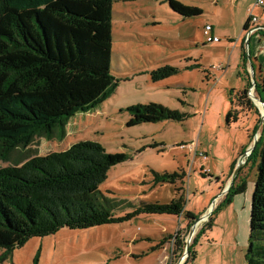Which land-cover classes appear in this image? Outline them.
Here are the masks:
<instances>
[{"label":"rangeland","instance_id":"1","mask_svg":"<svg viewBox=\"0 0 264 264\" xmlns=\"http://www.w3.org/2000/svg\"><path fill=\"white\" fill-rule=\"evenodd\" d=\"M178 1L198 6L203 13L182 19L175 13V17L170 15L172 10L165 1L113 0L110 58L114 83L110 89L88 110L73 113L62 138L58 131L51 137L36 135L28 147L15 148L8 161L0 159V167L64 150L81 140L99 142L110 153H125L129 158L110 167L99 185L100 193L114 203L113 214L117 217L131 214L143 203L167 204L175 197V188L183 195V210L201 217L223 192L226 180L230 178L231 183L240 170L235 186L244 181L245 189L232 196L236 203L234 215H218L216 202V211L208 217L212 228L197 246V259L187 264H244L258 162L249 156L262 133L264 102L252 100L255 108L244 106L237 120L227 125L231 107L228 92L231 88L241 90L237 88L246 84L245 69L250 73L249 62L256 63L255 56L260 58L262 70L255 67L253 73L256 79L264 77V34L250 38L251 59L244 65L241 44L237 42L248 0ZM254 13L264 30V6L255 8ZM182 20L185 22L180 23ZM205 21L216 22L226 33L220 35V43L203 42L200 24ZM229 37L235 41L230 43L226 40ZM185 64L198 66L183 71L181 66ZM163 65L179 71L152 81L150 72ZM249 92L260 99L255 89L248 91L251 99ZM138 103H159L185 117L181 121L130 126L127 108ZM201 168L209 169L208 175L202 176ZM180 170L185 177L175 185L153 184L152 171ZM207 220L198 223L189 245ZM187 223L183 215L139 213L120 222L85 229L64 227L54 234L30 238L10 254L0 249V264H32L38 248V264H177L189 240L192 225L186 227ZM178 229L179 238L175 236ZM169 235L174 236L165 252L157 245ZM176 240L180 244L175 245ZM229 242L239 245L235 254Z\"/></svg>","mask_w":264,"mask_h":264},{"label":"trees","instance_id":"2","mask_svg":"<svg viewBox=\"0 0 264 264\" xmlns=\"http://www.w3.org/2000/svg\"><path fill=\"white\" fill-rule=\"evenodd\" d=\"M160 1L167 2L182 19L203 13L201 8L178 0ZM112 6L113 0H0L1 160L8 161L17 147H28L36 135L51 137L58 131L62 138L73 113L88 110L110 89L114 83L110 58ZM249 20L248 16L244 29L248 28ZM257 34L263 35L264 30ZM241 49L246 65L249 58L244 44ZM178 71L177 67L163 65L152 70L150 78L156 82ZM245 72V87L231 88L228 92L231 107L226 115L227 125L237 120V113L244 106L255 108L248 96L253 83L250 73L246 69ZM254 88L264 102V77L259 80L254 74ZM127 109L130 126L181 121L185 117L159 103H138ZM128 158L125 153L107 152L99 142L81 140L64 150L0 167V249L10 254L32 237L54 234L64 227L85 229L116 223L139 213L183 215L188 220L186 227L193 225L199 217L183 210L184 198L177 188L175 197L167 204L143 203L127 216H114V203L100 193L99 185L110 167ZM249 158H257L258 162L244 264H264V121ZM200 172L202 176L208 175L202 168ZM239 174L240 170L217 206L218 211L233 195L244 191V181L235 186ZM152 176L153 184L175 185L176 181L184 180L185 172L152 171ZM211 228L209 218L194 236L182 264L196 257V246ZM179 232L178 229L175 233L177 238ZM173 236L163 238L157 246H163ZM178 244L176 240L175 245ZM39 255L40 248L32 264H38Z\"/></svg>","mask_w":264,"mask_h":264},{"label":"crops","instance_id":"3","mask_svg":"<svg viewBox=\"0 0 264 264\" xmlns=\"http://www.w3.org/2000/svg\"><path fill=\"white\" fill-rule=\"evenodd\" d=\"M221 1H223V0H221ZM236 1H238V0H235V2ZM216 2H218V0L216 1ZM254 2H255V0H248V2H247V5L245 6V15H244V17H243V20H242V32H241V36H240V38H239V40H238V42H237V45L238 44H245V41L244 40H246V37L247 36H249V41H250V38H253L255 35H257V33H254V34H250V35H248L249 34V31L247 30V29H244L245 28V25H246V23H247V20H248V13H247V10L250 8V7H252V5L254 4ZM198 7V6H197ZM200 8V7H199ZM257 8V7H256ZM202 9V8H201ZM203 11V10H202ZM172 14H174L173 12H171V16L172 17H175L174 15H172ZM257 15V14H256ZM153 16H155V15H153ZM155 18H156V16H155ZM172 19H174V18H172ZM183 19H186V18H183ZM174 20H176V19H174ZM178 22V21H177ZM180 23H182V22H185L184 20H182V21H179ZM176 23V22H175ZM205 24H210V25H212V33L214 34V35H216V36H218V37H220V35H226V33L222 30V29H219L218 28V26H217V24H216V22H212V21H205L204 22V24H200V26H201V33H202V29H203V26L205 25ZM256 25L257 26H259V27H261V28H263L261 25H259L258 24V21L256 22ZM222 37H220V39H221ZM226 40H228L230 43L232 42V41H235V39L233 38V37H229V38H227ZM221 41V40H220ZM203 42L205 43V41H204V38H203ZM218 43H220V42H218ZM205 44H207V43H205ZM213 44H217V43H213ZM250 57V56H249ZM255 58H256V61L258 62V66L256 65V63H254L253 62V60H251L250 62L252 63V65H253V69L255 70V67H257V69H258V71H261L262 70V65H261V63L259 62L260 61V58H258V56L256 57L255 56ZM249 59H251V58H249ZM248 59V60H249ZM250 62H249V66H250ZM223 64V63H222ZM192 65H194V64H185V65H183V66H181V70H183V71H188V70H194L196 67H192V68H187L188 66H192ZM223 67H225V66H223ZM259 73V72H258ZM257 73V74H258ZM259 79V78H258ZM245 87V84H241L237 89H243ZM236 89V88H235ZM254 96V95H253ZM230 180V178H228L227 180H226V182L223 184L224 185V189L229 185V181ZM223 189V190H224ZM225 196H226V192H222L221 194H219V195H217L215 198H214V208H215V204H216V202H217V204L219 205V203L220 202H222L223 200H224V198H225ZM212 206H209V208H208V210L207 211H209L210 210V208H211ZM213 208V209H214ZM235 209H236V203L235 202H233V199L231 198L230 199V202H228V203H226L225 205H223L222 207H221V209L217 212V214L218 215H220L221 213H223V212H226L228 215H230V214H233L234 215V213H235ZM213 211V210H212ZM212 213V212H211ZM208 219V218H207ZM215 221L216 220H214V223H215ZM215 225V224H214ZM169 242V241H168ZM229 244H231V250L233 251V253L235 254V252H236V250H237V248H238V246L239 245H234V243L232 244L231 242H229ZM198 246V245H197ZM197 246H196V251H197V255H196V257L193 259V260H196L197 259V257H198V255H199V251H198V249H197ZM166 248H167V242L166 243H164V245L163 246H161V249L162 250H165V252H166ZM241 253H242V250H239ZM222 255H224V254H221V256ZM225 256V255H224ZM186 258V257H185ZM185 258H184V260H182V262H181V264L185 261ZM211 259V258H210ZM235 260H236V258H235ZM177 264H179V260H178V262H177Z\"/></svg>","mask_w":264,"mask_h":264},{"label":"built area","instance_id":"4","mask_svg":"<svg viewBox=\"0 0 264 264\" xmlns=\"http://www.w3.org/2000/svg\"><path fill=\"white\" fill-rule=\"evenodd\" d=\"M263 6H264V0H255L252 7H250L247 10L248 16L250 17L249 26L247 28V30L249 31L248 35L257 33V32H259V30L262 29L261 27L256 25L257 15L254 13V9L256 7H263ZM202 35H203L205 43H208V44L218 43L221 40L220 37H218L212 33V25H210V24H205L203 26ZM204 171H205V173L210 172L209 169H204Z\"/></svg>","mask_w":264,"mask_h":264},{"label":"water","instance_id":"5","mask_svg":"<svg viewBox=\"0 0 264 264\" xmlns=\"http://www.w3.org/2000/svg\"><path fill=\"white\" fill-rule=\"evenodd\" d=\"M248 39H249V36H247V37H246V40H245V46H246V47H245V50H246L247 56H248V58H249V54H248V43H249V42H248ZM253 72H254L253 65H252V63L250 62V76H251L250 78H251V81H252V83H253L250 89H255V88H254V73H253ZM249 94H250L251 100H253V102L258 101V103H262V101H261L258 97L253 96V94H251L250 92H249ZM263 119H264V116L262 115L261 121H262ZM244 156H245V155H243L242 157H240V159H239V164H241V162H242V158H243ZM236 174H237V173H236ZM235 176H236V175L233 176V180H234ZM233 180H232V181H233ZM231 184H232V182L229 183V185L223 190V192H226ZM213 208H214V203H212V207L210 208V210L207 211V212H205L203 215H201V217H199V218L195 221V223L191 226L190 231H189V240L186 242V246H185V251H184L185 254H187V249H188V247H189L190 239H191L192 236L194 235V231H195V229H196V226L198 225V223H199L200 221H202V220H203V221L207 220V218H208L209 215L211 214ZM185 254H184L183 257H181V259L179 260V264H181L182 260H184V256H186Z\"/></svg>","mask_w":264,"mask_h":264},{"label":"bare ground","instance_id":"6","mask_svg":"<svg viewBox=\"0 0 264 264\" xmlns=\"http://www.w3.org/2000/svg\"><path fill=\"white\" fill-rule=\"evenodd\" d=\"M203 221V220H202Z\"/></svg>","mask_w":264,"mask_h":264}]
</instances>
